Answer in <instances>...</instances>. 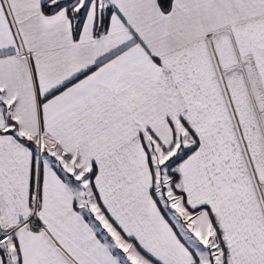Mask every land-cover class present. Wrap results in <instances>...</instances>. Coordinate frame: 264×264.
Returning a JSON list of instances; mask_svg holds the SVG:
<instances>
[{
  "label": "snow or ice",
  "instance_id": "1",
  "mask_svg": "<svg viewBox=\"0 0 264 264\" xmlns=\"http://www.w3.org/2000/svg\"><path fill=\"white\" fill-rule=\"evenodd\" d=\"M0 264H264V0H0Z\"/></svg>",
  "mask_w": 264,
  "mask_h": 264
}]
</instances>
